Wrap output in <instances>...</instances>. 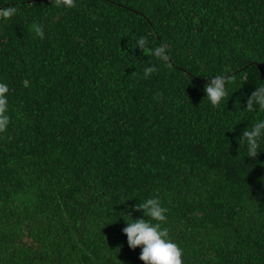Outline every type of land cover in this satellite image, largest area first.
Segmentation results:
<instances>
[{
    "label": "trees",
    "instance_id": "1",
    "mask_svg": "<svg viewBox=\"0 0 264 264\" xmlns=\"http://www.w3.org/2000/svg\"><path fill=\"white\" fill-rule=\"evenodd\" d=\"M261 84L264 0H0V264H143L147 198L183 264H264Z\"/></svg>",
    "mask_w": 264,
    "mask_h": 264
},
{
    "label": "clouds",
    "instance_id": "2",
    "mask_svg": "<svg viewBox=\"0 0 264 264\" xmlns=\"http://www.w3.org/2000/svg\"><path fill=\"white\" fill-rule=\"evenodd\" d=\"M72 0H64L65 6H71ZM43 33L41 32V35ZM146 41L140 38L136 41L137 49H144ZM162 49L154 50L156 56H161ZM206 99L212 106H218L227 97L225 78L221 75L208 77L205 84ZM7 87L0 85V113L6 112L7 97L5 93ZM247 109H264V84L256 87L246 98ZM8 117L0 115V129L6 127ZM241 147H246V158L256 160L264 148V119L252 123L238 137ZM138 210H142L148 219H125L126 227L123 233L127 237L128 246L135 250L140 248L139 260L143 264H183V251L169 237L167 228L162 227L166 221V208H164L158 198H147L137 205Z\"/></svg>",
    "mask_w": 264,
    "mask_h": 264
}]
</instances>
